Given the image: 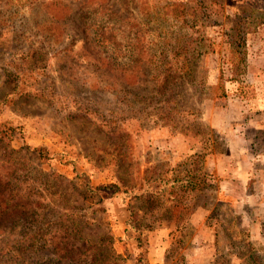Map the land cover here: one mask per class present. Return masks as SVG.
<instances>
[{"label":"rangeland","instance_id":"374dc122","mask_svg":"<svg viewBox=\"0 0 264 264\" xmlns=\"http://www.w3.org/2000/svg\"><path fill=\"white\" fill-rule=\"evenodd\" d=\"M0 136V264H24L27 235L71 214L96 241L110 231L116 263L134 264L187 207L208 209L215 264H264L242 199L264 189V0H0ZM254 161L248 183L230 181ZM204 171L205 187L181 186ZM190 220L169 233V264L184 262ZM86 247L63 250L91 264Z\"/></svg>","mask_w":264,"mask_h":264},{"label":"trees","instance_id":"16d2710c","mask_svg":"<svg viewBox=\"0 0 264 264\" xmlns=\"http://www.w3.org/2000/svg\"><path fill=\"white\" fill-rule=\"evenodd\" d=\"M174 5H179V4H174ZM169 77H174L173 75H171V73H167L166 76V81L169 79ZM165 84V83H164ZM166 90L168 91V85H164L162 87V91ZM160 93H166L165 91ZM165 103H170L174 101L173 96H170L168 99L164 100ZM163 108V107H162ZM172 112H173V105H169V108L166 109L165 111H163L162 113L160 112L159 114L162 116V122L163 124H169L168 120L169 118H172ZM171 124V123H170ZM0 138H3V136H0ZM39 152V156L40 158H47V153H45L46 149L44 147H39L38 149H36ZM16 149L9 147L7 148V152L12 155L13 153H16ZM18 158H20L18 156ZM13 159V157H12ZM203 162L201 164L202 169H204L205 167V154H203V158H202ZM10 157H8L6 159L7 163L9 165L5 166L8 170H10V167L14 166L15 163L10 161ZM12 163V164H11ZM17 164V163H16ZM16 169L13 172V175L11 176L10 180L13 179H17L16 175H15ZM208 175V172L204 171L203 172V177H199L198 180H195L193 176L189 175V178L187 180L181 181V186L186 189V190H190V189H195V188H202L205 187L207 185V182L205 181L206 176ZM4 180V176H2L0 174V184L3 182ZM18 181V179L15 181V183H11L10 181L6 183L10 184V185H14L16 184ZM8 184V185H9ZM9 189V188H8ZM11 190L13 191V189H9V192H11ZM149 191L146 190L144 191L143 194H148ZM142 194V195H143ZM152 194V193H151ZM151 194L148 196V198L151 196ZM136 196V195H135ZM189 207H187L186 209H182L180 211H178L177 213H170L169 217L171 219V221L176 222L177 225V229H180L182 227L183 224H186L190 217L191 214L193 212V210H187ZM71 222L69 224H61L59 229H55L53 231V233H47L46 231L44 232L41 228L40 229H36L34 232H31L30 234L27 235L28 237V242L27 245H23L22 251L29 253V256H26L23 261H21V263L23 262L24 264H36V263H32L31 261H29V257L32 256V252L37 251L39 248L41 247H47L50 245L51 247V254L54 255V260L50 259L48 262H44L43 264H81L83 261L79 260V257L77 256H73L70 255V253L65 252V250H63V246L65 243L68 242V244L71 241H83L87 244V247L85 249V251H83L81 253V255L86 252H90V254H88V256L92 255V260H90L89 263L91 264H96L99 259L100 260H108L110 258V260L107 262V264H117L116 263V259L119 258V255L116 253L114 247H113V241H114V237L112 234L109 233L105 234L104 236H101L99 238L98 241H96L93 237H88L85 235V233L83 232V227L80 225L82 220H80L78 218V215L76 216H72L71 214ZM131 217L133 219V217H135V213L132 210L131 211ZM158 217V216H156ZM130 219L128 221V224H130L132 226V228L134 227L135 231H138L137 237H136V241H138V246L141 247L142 243H143V227L136 225L133 220ZM155 220V219H154ZM182 223V225L180 223ZM149 229H152L151 225L149 227ZM44 240L43 243H41ZM59 242V244L57 245L56 242ZM249 242V241H248ZM41 243V244H40ZM61 243H63L62 245H60ZM69 252V251H68ZM147 253L146 250H140L139 251V255L138 256H134L135 258L133 259L134 264H142L140 262V259L145 258V254ZM31 255V256H30ZM21 256H25V255H21ZM87 258H91L88 257ZM89 261V260H88ZM86 262V261H84ZM87 263V262H86ZM42 264V263H41ZM149 264V263H146Z\"/></svg>","mask_w":264,"mask_h":264},{"label":"crops","instance_id":"0c3cea01","mask_svg":"<svg viewBox=\"0 0 264 264\" xmlns=\"http://www.w3.org/2000/svg\"><path fill=\"white\" fill-rule=\"evenodd\" d=\"M254 163L255 161L248 163L244 168L238 170L236 175L230 176V181L236 182L242 179L248 183L254 176ZM207 164L209 166L210 163L206 161V165ZM230 192L235 195L234 191ZM242 199L244 202L243 207H245V212L247 214L243 219L247 224H250L252 239L264 245V189L256 192L246 190L245 196ZM246 205L250 206L252 209L256 208L257 216L255 218L250 216V212L248 208H246ZM200 208L194 210L190 217V221L198 226V230L195 236L189 239L187 244L189 248H184L185 255L183 264H215L216 262V241L211 237L212 233L208 231L206 222H201L203 214H205L208 209L206 207L203 209ZM164 229L167 232L163 234L156 233V242L152 241L150 246H148V256L145 261L149 264H169L167 253L171 251L170 247L173 244L172 236L170 237L169 233L174 235L177 225L170 222ZM164 235L169 237L164 239Z\"/></svg>","mask_w":264,"mask_h":264}]
</instances>
